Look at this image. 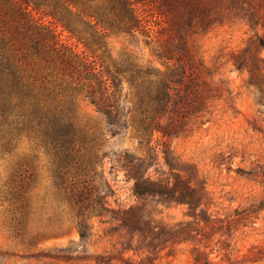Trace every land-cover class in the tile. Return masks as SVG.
Returning a JSON list of instances; mask_svg holds the SVG:
<instances>
[{
	"label": "trees",
	"instance_id": "obj_1",
	"mask_svg": "<svg viewBox=\"0 0 264 264\" xmlns=\"http://www.w3.org/2000/svg\"><path fill=\"white\" fill-rule=\"evenodd\" d=\"M224 25L245 27L230 61L247 72L244 83L264 115V0H0L1 224L29 245L24 257L41 264H156L186 246L192 264H264V243L233 255L235 233L264 211V162L242 171L262 193L220 213L197 166L170 145L203 129L219 105L236 111L228 82L205 63L199 42ZM112 36L124 41L117 51ZM144 46L155 63L143 59ZM84 104L97 116L86 115ZM126 132L140 150L110 155L106 141ZM106 156L131 181L132 204L109 202ZM175 204L185 205V217H164L161 207ZM93 218L114 238L94 254L82 243ZM71 225L77 246L36 248ZM12 255L0 245V264Z\"/></svg>",
	"mask_w": 264,
	"mask_h": 264
},
{
	"label": "rangeland",
	"instance_id": "obj_2",
	"mask_svg": "<svg viewBox=\"0 0 264 264\" xmlns=\"http://www.w3.org/2000/svg\"><path fill=\"white\" fill-rule=\"evenodd\" d=\"M56 28L58 31L61 29L59 26ZM66 36L67 33L63 31L62 37ZM245 36V27L224 25L214 28L199 38L203 60L212 68L216 77L223 78L228 82L235 100L236 111L221 104L214 110L210 120L203 125V129L187 137L170 139L173 151L180 158L191 161L197 166L212 196L211 208L220 213H226L234 207L247 204L254 195H260L263 190L260 184L242 174L243 170L254 168L257 163L264 162V136L252 127L255 124L264 130V115L258 112L254 94L244 83L247 72L235 68L230 61L231 52L242 46ZM109 45L113 51H117L124 45V41L112 36L109 38ZM130 47L139 51V47ZM78 48L81 49V46L78 45ZM140 52L145 61L156 62L149 47L144 46ZM82 111L86 115L97 116L93 106L89 104H84ZM124 147L133 151L140 150L129 132L110 137L106 141L105 149L111 155V152ZM23 148L25 149L24 143L20 150ZM111 165L110 157H104V175L113 188L109 202L112 206L132 204L135 199L130 189L131 181L124 177L122 171L116 170ZM38 166L41 181L37 191L42 194L45 184V178L43 179L45 175L44 158L39 161ZM161 208L162 215L171 220L185 217V205L175 204ZM1 217L0 211V245L13 253L8 264H41L31 258L24 257L30 251L29 245L22 244L10 237L2 227ZM91 223L92 232L82 242L83 248L92 254L111 248L114 238L103 234L104 224L97 218H93ZM78 243H80L78 233L71 225L62 234L42 237L36 248L74 247ZM260 243H264V211L259 214L253 224L242 227L235 233L233 255L238 254V258H240L252 245ZM156 264H192V259L188 248L180 246L175 253L163 256L156 261Z\"/></svg>",
	"mask_w": 264,
	"mask_h": 264
}]
</instances>
